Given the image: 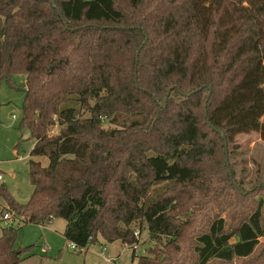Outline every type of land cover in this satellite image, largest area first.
<instances>
[{"label": "trees", "instance_id": "trees-1", "mask_svg": "<svg viewBox=\"0 0 264 264\" xmlns=\"http://www.w3.org/2000/svg\"><path fill=\"white\" fill-rule=\"evenodd\" d=\"M17 75L34 145L29 201L0 186L16 218L64 220L81 251L132 247L146 225L164 243L138 264H264V197L249 201L264 186L243 190L225 162L236 136L264 140V0H0V85ZM199 205L217 212L191 233ZM17 239L2 229L0 264L33 251Z\"/></svg>", "mask_w": 264, "mask_h": 264}, {"label": "rangeland", "instance_id": "rangeland-1", "mask_svg": "<svg viewBox=\"0 0 264 264\" xmlns=\"http://www.w3.org/2000/svg\"><path fill=\"white\" fill-rule=\"evenodd\" d=\"M24 82L25 77L17 75L12 79V83L16 87L11 86L8 82H3L0 85V173L6 176L4 184L16 202L20 204H26L33 192L28 175V162L34 142L31 139L30 131L21 129L25 99L24 91L21 88ZM125 122V118L121 116L117 118L116 122L105 121L104 127L107 130L121 128ZM39 160L43 162V165H47L49 162L47 158ZM225 162L232 172L234 183L239 184L243 190L252 191L257 186H264V140L259 133L252 132L236 136L234 146L227 143ZM163 185L159 188L164 189ZM218 192L223 196V202H230L231 196L234 195V191L228 184ZM261 197H264V192L252 195L249 201L251 204H255ZM0 202L3 206H9L2 198H0ZM205 205L208 206L209 203L206 201ZM216 212L214 208L208 213L204 212L199 205L193 214H196L195 217L205 216V218L202 217V221L195 226V229L191 230V233L206 229L210 217H213ZM219 212L225 218L229 212H232V218L237 220L235 208L224 210L221 207ZM228 220L230 225H236L230 218ZM10 226L18 229L16 249L23 250V248L33 247L32 252L22 256L21 264H109L102 252V246L107 247L106 255L108 257L117 258V264H138L137 260L132 261L133 252L138 257L149 255L151 251H161V244L164 243V240L160 242L153 240L146 225L135 223L133 228L136 230L138 240L136 245L126 249L127 246L122 245L119 241L108 244L100 239L99 243L92 245L87 251H81L72 250L70 243L64 239L66 222L62 219H55L51 224L41 226L26 224L21 218L17 219L15 216L9 222L4 221L3 215H0V237L2 229ZM234 241L235 239L232 240V242ZM261 242L264 243V238L261 239ZM191 244L192 241L188 242L186 249L188 258L194 257ZM239 263L240 260H236L232 264ZM210 264L227 263L213 260Z\"/></svg>", "mask_w": 264, "mask_h": 264}, {"label": "built area", "instance_id": "built-area-1", "mask_svg": "<svg viewBox=\"0 0 264 264\" xmlns=\"http://www.w3.org/2000/svg\"><path fill=\"white\" fill-rule=\"evenodd\" d=\"M5 183V175L0 173V186ZM0 215H3V220L4 221H11L13 219L14 214L12 213L11 209L9 206H3L0 202ZM70 248L72 250H79V247L75 244H70ZM102 252L106 256V261L109 264H117V258H110L108 255H106L107 252V247L102 246ZM128 249V246L126 247ZM133 249V248H132Z\"/></svg>", "mask_w": 264, "mask_h": 264}, {"label": "water", "instance_id": "water-1", "mask_svg": "<svg viewBox=\"0 0 264 264\" xmlns=\"http://www.w3.org/2000/svg\"><path fill=\"white\" fill-rule=\"evenodd\" d=\"M223 136V138H225V136L224 135H222Z\"/></svg>", "mask_w": 264, "mask_h": 264}, {"label": "crops", "instance_id": "crops-1", "mask_svg": "<svg viewBox=\"0 0 264 264\" xmlns=\"http://www.w3.org/2000/svg\"><path fill=\"white\" fill-rule=\"evenodd\" d=\"M6 177V176H5ZM18 219V218H17Z\"/></svg>", "mask_w": 264, "mask_h": 264}]
</instances>
